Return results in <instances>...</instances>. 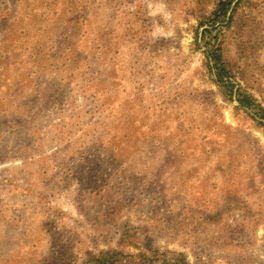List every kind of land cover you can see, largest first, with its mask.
I'll use <instances>...</instances> for the list:
<instances>
[{
  "label": "rangeland",
  "instance_id": "rangeland-1",
  "mask_svg": "<svg viewBox=\"0 0 264 264\" xmlns=\"http://www.w3.org/2000/svg\"><path fill=\"white\" fill-rule=\"evenodd\" d=\"M214 47L264 107V0H0V264H264V126Z\"/></svg>",
  "mask_w": 264,
  "mask_h": 264
},
{
  "label": "trees",
  "instance_id": "trees-1",
  "mask_svg": "<svg viewBox=\"0 0 264 264\" xmlns=\"http://www.w3.org/2000/svg\"><path fill=\"white\" fill-rule=\"evenodd\" d=\"M230 3L231 1H221L216 10L213 12L214 19L212 24L205 27L202 30V35L200 39H204L205 34L209 33V31L216 30L218 26L226 25V21L229 19L231 20L232 17L230 15L227 16L228 10H230ZM207 53V64L209 68H213L216 80L220 83V85L227 90L228 94L234 95L238 102V105L242 108L251 109L253 111V115L257 116L259 119V124L264 126V107L257 102V100L247 92H240L237 89L233 92V85L230 80L225 79L228 72V65L222 59L221 54V47H214ZM119 251L115 249H105V250H98L97 252H88V258L85 261V264H116L119 257ZM136 259H142L147 264H189L184 253L177 252L173 257H168L165 252H158V250L152 251L150 254H146L140 252Z\"/></svg>",
  "mask_w": 264,
  "mask_h": 264
}]
</instances>
